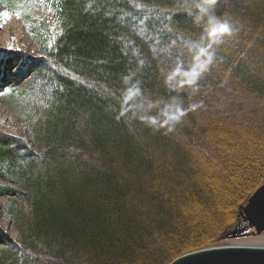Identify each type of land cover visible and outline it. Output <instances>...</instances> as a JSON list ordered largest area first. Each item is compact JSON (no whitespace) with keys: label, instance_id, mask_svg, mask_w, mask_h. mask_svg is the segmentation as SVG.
I'll return each instance as SVG.
<instances>
[{"label":"trees","instance_id":"16d2710c","mask_svg":"<svg viewBox=\"0 0 264 264\" xmlns=\"http://www.w3.org/2000/svg\"><path fill=\"white\" fill-rule=\"evenodd\" d=\"M46 3L58 32L41 53H0L39 103L30 140L0 128L17 234L0 230V264H168L218 245L264 182V0Z\"/></svg>","mask_w":264,"mask_h":264},{"label":"rangeland","instance_id":"374dc122","mask_svg":"<svg viewBox=\"0 0 264 264\" xmlns=\"http://www.w3.org/2000/svg\"><path fill=\"white\" fill-rule=\"evenodd\" d=\"M7 13L8 18L3 14ZM58 32L52 10L46 0H0V53L24 51L30 55L41 53L43 44ZM12 56L0 69V128L12 134H22L29 140L28 125L36 117L35 102L31 96L29 76L17 77ZM7 181L0 175V185ZM9 196H0V230L10 238L16 231L5 213ZM242 205L237 209L234 221L219 235L218 245L264 246V230L255 233L246 222Z\"/></svg>","mask_w":264,"mask_h":264},{"label":"water","instance_id":"95a60500","mask_svg":"<svg viewBox=\"0 0 264 264\" xmlns=\"http://www.w3.org/2000/svg\"><path fill=\"white\" fill-rule=\"evenodd\" d=\"M241 212L255 233L264 230V182L249 195ZM168 264H264V246L208 247L184 253Z\"/></svg>","mask_w":264,"mask_h":264},{"label":"clouds","instance_id":"9594fccd","mask_svg":"<svg viewBox=\"0 0 264 264\" xmlns=\"http://www.w3.org/2000/svg\"><path fill=\"white\" fill-rule=\"evenodd\" d=\"M229 32V28L226 24H219L217 26H214L212 29H211V34L212 35H217V34H225V33H228ZM211 63V55L209 54L208 56V59L201 65H199V68H200V71H206L207 70V65ZM195 73V78L194 79H190L187 81L188 84H194L195 83V80H196V77L200 74L199 72H193ZM139 92V89L137 88L136 89V92L135 93H131V90H130V94H136ZM184 115V111L177 107L176 108V111H175V114L171 117V119H173V117H175V119L173 120H176L178 121L180 119V117H182Z\"/></svg>","mask_w":264,"mask_h":264},{"label":"snow or ice","instance_id":"6c2138e0","mask_svg":"<svg viewBox=\"0 0 264 264\" xmlns=\"http://www.w3.org/2000/svg\"><path fill=\"white\" fill-rule=\"evenodd\" d=\"M3 16L8 18V14L7 13H4ZM194 78H195V73H192V79H194ZM173 119H175V117H173Z\"/></svg>","mask_w":264,"mask_h":264}]
</instances>
